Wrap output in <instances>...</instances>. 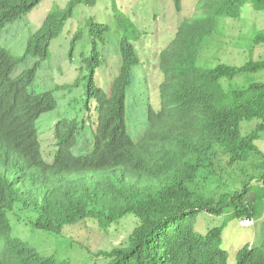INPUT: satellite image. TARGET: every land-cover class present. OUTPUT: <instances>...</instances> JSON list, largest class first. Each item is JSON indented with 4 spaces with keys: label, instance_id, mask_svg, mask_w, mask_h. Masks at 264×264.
Wrapping results in <instances>:
<instances>
[{
    "label": "trees",
    "instance_id": "1",
    "mask_svg": "<svg viewBox=\"0 0 264 264\" xmlns=\"http://www.w3.org/2000/svg\"><path fill=\"white\" fill-rule=\"evenodd\" d=\"M42 1L0 0V33ZM110 1L124 35L118 74L107 90L96 83L104 61L99 50L106 45L109 28L88 18L70 39L69 58L85 31L91 46L82 78L63 87L70 91L82 82L84 114L95 113L92 142L83 153L75 150L87 119L76 116L55 123L50 148L43 154L36 121L54 111L58 100L54 90L31 88L75 8L93 7L97 0H68L61 8L53 7L18 57L0 47V264H72L69 257L45 255L16 235L13 221L68 240V248L83 250L91 264H227L228 254L221 248L224 225L200 234L195 228L198 216L231 212L238 221L254 220L264 210V172L256 175L260 186L242 182L221 200L190 185L206 180L204 172H218L217 164L232 168L263 155L256 142L264 134V82L225 90L221 80L264 71V60L205 68L198 58L204 39L222 19L237 20L246 2L262 10L264 0H197L201 12L180 21L159 55V107L148 106L146 130L136 142L127 126L126 94L133 69L141 66L131 37L137 27L119 10L118 0ZM171 1L181 12L182 0ZM254 43L264 44V34L256 35ZM27 57L33 59L31 65L13 77ZM251 120L256 121L253 129L244 133L242 124ZM250 194L252 201L247 200ZM125 220L135 226L121 235L128 230L121 225ZM81 231H92L95 238H80ZM117 235L124 245L102 247L104 239ZM235 264H264V238L258 247L239 249Z\"/></svg>",
    "mask_w": 264,
    "mask_h": 264
},
{
    "label": "rangeland",
    "instance_id": "2",
    "mask_svg": "<svg viewBox=\"0 0 264 264\" xmlns=\"http://www.w3.org/2000/svg\"><path fill=\"white\" fill-rule=\"evenodd\" d=\"M68 0H44L36 6L24 19L7 24L0 33V47L7 49L14 57L23 54L28 38L39 28L47 13L53 7H63ZM197 0H182V11L176 12L171 0H118L117 7L124 12L137 27V35H131L132 44L140 60L141 66L132 71V85L127 91L126 110L127 126L136 142L147 127L146 110L151 106L154 110L159 107L158 85L162 81L159 72L158 59L160 53L168 47L173 39L180 21L183 18L193 17L201 12L196 8ZM88 18H94L106 25L110 34L106 45L101 47L104 61L97 71V85L107 90L118 74L120 66L119 45L123 31L119 28L110 0H97L93 7L79 5L75 8L73 17L66 22L62 33L51 43L49 60L42 62L37 72L32 92L54 90L58 106L54 111L45 113L36 121L37 131L41 138L43 154L48 153L52 138V129L61 119H73L78 116L86 118L85 130L78 138L76 153L92 142V134L96 122L95 113L84 114L83 83L74 87L72 92L66 90L65 85L72 84L77 78H82L85 70L83 60L89 56L91 46L87 31L82 40L76 45L72 58H69L70 39L77 29L83 28ZM258 34H264V9L254 10L246 2L237 20L224 18L214 28L210 37L203 41V50L198 58L200 67L212 68L219 64L240 67L248 61L264 60V44L254 43ZM33 59L27 57L18 63L12 76L17 77L27 69ZM253 82H264V71L255 74H239L232 81L221 80L225 90L247 86ZM256 121L244 122L242 131L245 133L253 129ZM263 152L262 156H252L245 164L232 168H225L224 163L217 164L215 174L204 172L206 180L199 179L190 185L191 190L212 196L216 200L230 196L242 182L260 186L256 175L264 172V134L256 142ZM50 160V159H47ZM252 177V178H251ZM259 181V182H257ZM264 186V185H263ZM248 201L253 200V194L247 196ZM15 234L29 240L43 254H55L60 258H68L72 264H91L88 255L77 246L68 248L69 242L56 237L30 229L24 221L15 222ZM125 228L121 235H126L135 223L131 220L121 222ZM224 225L222 231L221 248L228 254L227 264H235L237 251L246 245L258 247L264 238V210L257 215L253 224L248 227L239 226V221L232 217L231 212L216 217L207 214L198 216L196 231L205 234L214 227ZM120 230V229H119ZM103 240L104 249L113 245H124L122 236ZM79 237L93 240L92 231L86 235L79 232ZM100 261L97 262L99 264ZM101 264V263H100Z\"/></svg>",
    "mask_w": 264,
    "mask_h": 264
},
{
    "label": "built area",
    "instance_id": "3",
    "mask_svg": "<svg viewBox=\"0 0 264 264\" xmlns=\"http://www.w3.org/2000/svg\"><path fill=\"white\" fill-rule=\"evenodd\" d=\"M253 224V220L248 219V218H242L239 220V226L241 227H248Z\"/></svg>",
    "mask_w": 264,
    "mask_h": 264
}]
</instances>
